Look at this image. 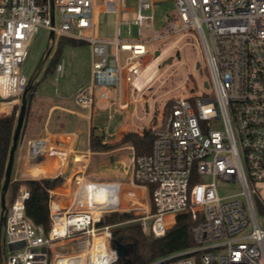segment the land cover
I'll list each match as a JSON object with an SVG mask.
<instances>
[{"label": "built area", "instance_id": "built-area-1", "mask_svg": "<svg viewBox=\"0 0 264 264\" xmlns=\"http://www.w3.org/2000/svg\"><path fill=\"white\" fill-rule=\"evenodd\" d=\"M98 0H53L60 26L50 20L49 5L36 0H0V108L19 103L27 86L21 68L39 29L53 37L85 42L92 55L91 80L74 97L86 118L94 96L120 104V85L140 73L145 44L195 31L202 45L211 93L174 99L161 124L152 126L150 152L134 156L127 165L128 184L144 189L127 204L141 210L143 233L165 235L177 215L193 221V246L152 264H264V0H172L177 12L160 30L153 24L155 3L136 0L133 19L117 21L115 38L94 37L93 14ZM126 0H104L103 11L119 17ZM149 37L136 42L120 39L135 28ZM50 45V42H49ZM112 46V52L109 51ZM128 52L119 65V52ZM63 70L55 67V81ZM60 74V75H58ZM204 87V86H203ZM125 108V107H124ZM207 179L204 181L203 179ZM238 187L221 196L219 189ZM69 205L49 200L50 231L46 234L25 216L26 186L20 185L6 207L0 234V264H113L110 226H98L105 214L122 212L121 184L74 179ZM230 188V189H231ZM144 204V205H143ZM149 222V224H147ZM95 239H100L94 247ZM71 245L65 252V245Z\"/></svg>", "mask_w": 264, "mask_h": 264}, {"label": "rangeland", "instance_id": "rangeland-1", "mask_svg": "<svg viewBox=\"0 0 264 264\" xmlns=\"http://www.w3.org/2000/svg\"><path fill=\"white\" fill-rule=\"evenodd\" d=\"M104 0H98L96 10L93 14L94 37L111 40L115 38L116 16L107 14L103 11L102 3ZM126 7L133 9V13L122 12L120 21L133 19L136 11V0H127ZM177 8L172 0L156 2L154 9L148 14H152L153 24L156 30H160L166 21L174 14ZM60 15L55 11L54 25L60 26ZM121 40L145 39L150 35V26L144 23L143 33L140 37L136 35L135 28H131V33L127 34L126 26L120 25ZM49 32L45 29H39L34 35L27 51V58L21 68V73L28 79L34 71L37 63L42 55L49 48ZM53 46L50 49L40 73L34 83L36 91L32 93L29 100L30 107L26 116L24 130L33 134L37 132L43 122L41 108L45 104H53L62 102L63 99H70L79 89H83L89 84V67L91 49L88 44L83 46L71 47L63 46L59 53V62H62L63 70L58 80L55 81L56 73L50 68L51 62L57 53L59 37L53 38ZM148 54L141 58L140 73L131 76L128 89L124 83L120 85L121 101H128L132 106L131 109L121 110L111 104L114 90L108 88V101L98 98L97 92L94 96V104L89 112L88 119L74 118L71 122L72 126L81 129L84 133L89 127L97 135L105 137H114L122 128L131 131L142 132L150 129L152 126H159L161 118L174 99H184L193 95L199 96L201 93L209 94L211 90L203 87L204 82L209 81L208 72L204 60V53L201 42L195 31H189L172 35L164 40L145 44ZM112 52V46H109ZM155 53L157 55L155 56ZM130 53L119 52V65H123L126 57ZM171 59L170 63L162 65V63ZM21 102L11 107L10 111L0 113V118H13V130L16 124L17 115L19 113ZM87 113L85 110H81ZM9 113V114H7ZM59 113L55 114L50 122L52 126L55 124ZM57 124H55L56 126ZM60 129H64L70 125H60ZM66 127V128H67ZM113 138H108L107 145H112ZM112 142V143H111ZM129 147V144L125 145ZM126 155L128 151L125 150ZM130 155L124 160V164L129 162ZM17 161L13 165L12 174L16 175ZM116 170L122 171L123 168L117 164L112 171L104 173L102 176H96L91 180L97 182H111L120 180L127 182V179H117ZM32 177L29 172H21L18 176L19 180H29ZM207 181V179H203ZM223 189H219L221 196L228 195L239 191L238 187L224 185ZM231 188V189H230ZM7 207V200H6ZM129 211V212H128ZM130 215H140L141 210H128ZM259 223L264 228V215H258ZM149 224V222H147ZM71 245L67 244L64 251L68 252ZM153 263V262H152ZM150 263V264H152Z\"/></svg>", "mask_w": 264, "mask_h": 264}, {"label": "crops", "instance_id": "crops-1", "mask_svg": "<svg viewBox=\"0 0 264 264\" xmlns=\"http://www.w3.org/2000/svg\"><path fill=\"white\" fill-rule=\"evenodd\" d=\"M133 11V9L127 8L125 3V6L121 10L119 17L116 16L115 24L117 23V21L120 20L122 12L133 13ZM140 40L142 39L124 41L136 42ZM85 44L77 46H83ZM91 64L92 55L90 53L89 83L91 80ZM124 85L125 88L128 89V85ZM80 90L81 88H79L74 93L71 100L63 99V101L59 103L55 101L53 104H44L41 108L43 122L37 132L30 134L25 132L24 125L30 107L29 100L32 97V93L36 91L35 87L34 91L31 93V96L27 101V112L25 114L23 126L20 131L17 148L14 153L13 165L15 160L17 161V169L15 171L16 175L13 176L11 171L10 179H12L13 181L20 182V185L22 186H25L23 183L28 180L18 179V176L21 172L31 173L32 177H30L29 180L56 178L60 179V184L55 186L54 189L50 191L49 195L53 203L57 204L61 208H66L69 205L71 196L73 194V191L75 190L74 179L76 177H83L87 181L97 182L91 179L96 176H102L106 172L112 171V169L117 164H119L123 168V170H116V178H126L127 182H122L120 180H114L111 182L121 184L120 204L121 208L123 209L122 211L131 210L132 208L128 207L129 205L127 206L130 200H134L131 196L141 193V197L143 194V201L145 199L144 189L132 188L128 184L129 174L127 172L126 167L130 163L131 159L135 156L133 147L130 144L129 147H125V145L128 144L125 143L118 145L105 152H94L90 148V136L92 134L94 136L103 137L102 144H108V138H113L112 142L114 141L113 144H116L127 133L141 132L131 131L127 128H122L115 134L114 137H105L104 135L95 134L93 128L91 127H89L85 133L81 129L73 127L71 122L74 121V118L87 119L86 113H83L81 109L77 107L74 103V97ZM111 104L115 106L112 102ZM120 104L125 107H123L121 110H128L132 107L128 101L122 102L121 96ZM11 107L12 106L7 107L8 112L10 111ZM3 111L4 110L2 108L0 110V113H2ZM57 113H59V117H57L54 122L57 125L55 126V124H53L51 126L50 122L53 116ZM66 124L70 126H66L67 128L65 127L64 129H60V125ZM125 150L128 151L127 155L125 153ZM129 155V162L127 165H125L124 160ZM139 214H141V211ZM60 261L61 264H63L62 260Z\"/></svg>", "mask_w": 264, "mask_h": 264}, {"label": "trees", "instance_id": "trees-1", "mask_svg": "<svg viewBox=\"0 0 264 264\" xmlns=\"http://www.w3.org/2000/svg\"><path fill=\"white\" fill-rule=\"evenodd\" d=\"M36 1L40 5L48 4V0ZM81 44H85V42L67 37H59L57 53L51 62L50 68L55 70L56 65L59 63V53L63 46H77ZM35 86L33 84L28 90L26 94L27 101ZM13 123V118H0V194L8 154L12 145ZM102 141L103 137L91 134V150L94 152H105L118 145L128 143L133 147L136 157L150 152L153 136L151 129H148L141 133H127L118 143L113 145L102 144ZM20 184V182L10 179L6 192L7 206L13 201ZM23 184L29 191V197L24 204L25 216L35 226L41 227L47 234L51 228L49 194L55 186L60 184V179L28 180ZM138 217V215H130L125 212H112L102 216L98 226H110L111 247L114 249L119 247L123 253L122 256L117 255V260L113 264H150L159 258L193 246L191 238L193 221L188 213L177 215L174 225L160 238L143 233L140 224L136 221ZM2 227L3 224L0 222V234Z\"/></svg>", "mask_w": 264, "mask_h": 264}, {"label": "water", "instance_id": "water-1", "mask_svg": "<svg viewBox=\"0 0 264 264\" xmlns=\"http://www.w3.org/2000/svg\"><path fill=\"white\" fill-rule=\"evenodd\" d=\"M48 5H49V15H50V20L51 23L53 24V16H54V10H53V0H48ZM53 33L50 32L49 33V48L46 50V52L42 55L41 59L39 60V62L37 63L34 71L32 72V74L30 75V77L27 79V86L26 89L24 91V93L21 96L20 102V108H19V113L17 115V119H16V124H15V128H14V132H13V136H12V145L11 148L9 150V154H8V159H7V163H6V167H5V172H4V181L2 184V188H1V194H0V222L3 224L5 222V212H6V192L9 186V182H10V178H11V171H12V166H13V160H14V153L15 150L17 148V144H18V140H19V135H20V131L22 129L23 126V122L25 119V114H26V108H27V98H26V94L28 92V90L31 88V86L35 83L39 73H40V69L41 66L44 63V60L46 59L50 49L53 46ZM157 55V53H155V56ZM171 59H168L166 61H164L162 63V65L166 64V63H170ZM204 88H207V83L204 82L203 83ZM116 253L118 256H122V252L120 250L119 247H116Z\"/></svg>", "mask_w": 264, "mask_h": 264}, {"label": "bare ground", "instance_id": "bare-ground-1", "mask_svg": "<svg viewBox=\"0 0 264 264\" xmlns=\"http://www.w3.org/2000/svg\"><path fill=\"white\" fill-rule=\"evenodd\" d=\"M3 108V107H2ZM2 108H0V110L2 109ZM4 112V111H3ZM94 247H96L99 243H101V240L100 239H95V241H94ZM96 262H97V260L96 259H94L93 261H92V263L91 264H96Z\"/></svg>", "mask_w": 264, "mask_h": 264}]
</instances>
